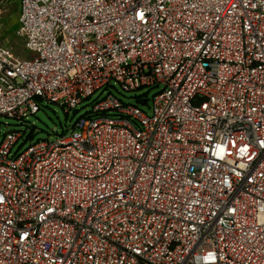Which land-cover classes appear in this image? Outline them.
Wrapping results in <instances>:
<instances>
[{"label":"built area","instance_id":"1","mask_svg":"<svg viewBox=\"0 0 264 264\" xmlns=\"http://www.w3.org/2000/svg\"><path fill=\"white\" fill-rule=\"evenodd\" d=\"M17 2L32 56L0 46V116L161 90L4 135L0 264H264V0Z\"/></svg>","mask_w":264,"mask_h":264},{"label":"rangeland","instance_id":"2","mask_svg":"<svg viewBox=\"0 0 264 264\" xmlns=\"http://www.w3.org/2000/svg\"><path fill=\"white\" fill-rule=\"evenodd\" d=\"M19 7L17 0H2L0 8V46H6L20 59L31 58L24 48V41L17 35ZM159 88H142L133 92H124L121 87L112 82L110 88L96 92L91 99L83 102L75 110L67 113L57 104L42 100L39 105L41 110L35 116H27L23 126L15 119L0 116V143L4 135L9 132H20L23 137L14 149H26L30 144L38 141H53L57 135L69 134L75 122L91 112L92 105L102 100L111 92L125 105L138 106L140 110L151 115V106L154 97L160 92Z\"/></svg>","mask_w":264,"mask_h":264},{"label":"water","instance_id":"3","mask_svg":"<svg viewBox=\"0 0 264 264\" xmlns=\"http://www.w3.org/2000/svg\"><path fill=\"white\" fill-rule=\"evenodd\" d=\"M24 124L23 123H20V127H22Z\"/></svg>","mask_w":264,"mask_h":264},{"label":"crops","instance_id":"4","mask_svg":"<svg viewBox=\"0 0 264 264\" xmlns=\"http://www.w3.org/2000/svg\"><path fill=\"white\" fill-rule=\"evenodd\" d=\"M17 22H18V20H17Z\"/></svg>","mask_w":264,"mask_h":264}]
</instances>
